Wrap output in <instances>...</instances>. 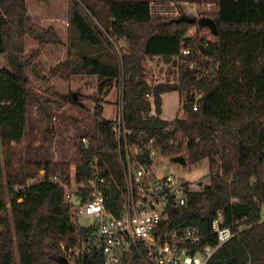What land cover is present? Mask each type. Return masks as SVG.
I'll use <instances>...</instances> for the list:
<instances>
[{"label":"trees","instance_id":"1","mask_svg":"<svg viewBox=\"0 0 264 264\" xmlns=\"http://www.w3.org/2000/svg\"><path fill=\"white\" fill-rule=\"evenodd\" d=\"M59 1L0 0V56L5 61L0 66V176L4 170L11 194L8 212L0 191V264H60L66 258L62 244L67 247L77 234L87 232L83 227L76 229L73 213L63 201V187L47 180L54 173L63 176L66 165L24 159L30 98L27 70L36 67L48 46L62 44L59 32L68 23L84 41L95 43L98 37L115 36L129 43L118 66L109 72H93L105 84L120 78L125 121L135 135L158 134L163 154H182L189 164L204 159L209 163V182L202 190L190 192L185 206L168 210L164 229H194L202 237L200 246H214L217 239L211 222L220 210L222 226L244 229L222 244L207 264H264V0H217L214 9L198 16L215 21L216 35L180 7L177 16L153 15L147 0H70L63 7L67 24L59 23L55 16ZM39 13L50 15L51 20L37 23L33 18ZM192 27L195 34L185 37ZM203 30L205 38L214 40L206 48L198 47ZM26 40L36 45L32 43L26 51ZM182 43L194 50L186 58L193 59L196 68L179 65L176 85H149L144 60L161 57L178 63ZM91 62L97 67L96 61ZM211 63L214 68L208 69ZM197 72H202L199 79ZM194 89L201 92L196 109ZM169 91L185 97L183 116L172 122L160 118L161 94ZM51 94L64 98L57 92ZM65 98L74 105L78 102L72 93ZM101 111L96 104L92 130L85 135L93 146L85 149L80 138L77 141L80 158L73 175L77 182L90 172L92 155L110 157L114 146L113 120H103ZM171 124L173 130L162 131ZM176 130L186 138L185 147L181 142L165 143ZM40 170L45 176L38 180ZM105 195L108 204L117 199L114 193L110 199L107 189ZM79 264L105 263L101 255L93 254ZM133 264H138L137 259Z\"/></svg>","mask_w":264,"mask_h":264},{"label":"built area","instance_id":"2","mask_svg":"<svg viewBox=\"0 0 264 264\" xmlns=\"http://www.w3.org/2000/svg\"><path fill=\"white\" fill-rule=\"evenodd\" d=\"M192 12V9L185 11L188 15H192ZM177 15L178 12L175 13V16ZM194 34L195 31L190 29L185 37L189 38ZM204 34L205 31L198 36V47L206 48L214 42L210 37L205 38ZM119 42L120 48L127 44L125 37ZM193 53V49L185 47L182 43L179 65L194 70L195 61L186 58ZM198 54H201L199 50ZM208 61L206 58V65ZM207 67L213 69L214 65L211 63ZM201 75L202 72H197L196 79ZM193 94V109H196L201 92L194 89ZM181 110L184 114L182 106ZM110 129L114 141L110 153L114 152L118 157L115 171L121 179L120 184L101 154L92 155L89 161L90 172L79 182L74 178L72 182L64 181L65 177L58 173L50 175L47 179L63 187V201L74 217L91 220L87 227H83L87 230L86 233L77 234L73 243L67 247L62 246L64 256L71 262L79 264L85 257L99 254L105 264H123L134 259L145 264H207L222 244L244 229L239 226L237 231H232L230 227L222 226V213L219 210L211 222V232L217 239L214 246H200L202 237L191 228L182 231L165 230L168 210L185 206L192 190L186 181L171 173L168 167L161 166L165 156L162 152L164 144L159 141V135H135L134 130L126 124L122 86ZM173 129L174 125L171 124L162 131ZM182 138L185 139L184 143L181 142ZM80 142L85 149L93 146V142L85 135L80 137ZM166 142H181V146L185 147L186 138L180 130H176ZM44 176L45 171L40 170L38 180L44 179ZM106 189L110 191V199L113 193L117 194V199L110 200V204L105 195ZM261 213L263 218L264 204L261 206Z\"/></svg>","mask_w":264,"mask_h":264},{"label":"rangeland","instance_id":"3","mask_svg":"<svg viewBox=\"0 0 264 264\" xmlns=\"http://www.w3.org/2000/svg\"><path fill=\"white\" fill-rule=\"evenodd\" d=\"M69 1L65 0L64 3V0H61L56 6L59 10L57 9L55 16L59 23H67V11L63 7L65 4L69 6ZM147 1L155 16H175V13H179L180 7L183 12L192 9V15L198 17L201 13L214 9L217 0ZM93 23L100 29L98 23L94 21ZM194 29V27L191 28L192 31ZM59 36L62 44L48 46L36 61V67L27 70L30 79L28 86L30 98L24 159L29 162L47 161L65 164L67 172L62 177L72 182L75 165L80 158L77 141L82 135H88L92 130L93 108L96 104L101 105V118L112 121L120 100L122 86L120 78L113 80L111 84H105L104 78H100L93 69L109 72L111 68L118 66L121 55L128 49L129 43L120 48V42L115 36L98 37L95 43L84 41L79 38L76 28L69 23L63 32H59ZM31 42L34 46L36 45L35 42ZM32 43L26 40V51L32 47ZM91 60L97 62V67ZM176 63L175 59L167 62L161 57L146 58L143 67L148 84L151 86L158 83L176 85L178 78ZM3 65L5 61L0 56V66ZM51 87L53 90L50 89ZM51 92H57L64 98L54 96ZM68 93L76 94L77 104H71L65 98ZM161 97L160 118L171 122L183 116L181 106L184 95L180 96L178 91H169L163 93ZM181 142L184 143L185 139L182 138ZM109 154L110 157L103 156V158L107 160L117 178V183L120 184L121 179L115 171L118 166V157L114 152ZM163 156L165 158L161 161V166L168 167L171 173L186 181L190 190L200 191L209 182L210 166L207 159L195 164H189L186 160L185 165H180L169 161V158L175 155L163 154ZM184 158L186 159L185 156ZM0 191L9 212L11 194L5 184L4 170L0 176ZM18 201L20 202L21 199ZM73 218L76 229L87 227L91 222L89 218ZM137 261L138 264H145ZM123 264H133V260L125 261Z\"/></svg>","mask_w":264,"mask_h":264},{"label":"water","instance_id":"4","mask_svg":"<svg viewBox=\"0 0 264 264\" xmlns=\"http://www.w3.org/2000/svg\"><path fill=\"white\" fill-rule=\"evenodd\" d=\"M193 21H196L200 26L206 27L210 30V32L213 35L217 34V26L215 21L210 18V17H200L198 19L194 18ZM73 98L76 99V94L73 93ZM169 161L172 163H177L180 165H185L186 164V159L184 158L183 155H175L171 156L169 158ZM60 264H71L66 258H61Z\"/></svg>","mask_w":264,"mask_h":264},{"label":"crops","instance_id":"5","mask_svg":"<svg viewBox=\"0 0 264 264\" xmlns=\"http://www.w3.org/2000/svg\"><path fill=\"white\" fill-rule=\"evenodd\" d=\"M35 6V5H34ZM36 8H38V10L40 9H42L40 6H38V5H36ZM37 10V11H38ZM43 10V9H42ZM44 15V16H43ZM51 16L50 15H47V14H45V13H42V15H40V13L38 14V15H35V17L33 18V20L34 21H36L37 23H47V21L48 20H51V18H50ZM55 18V17H54ZM67 24V23H66ZM177 61V60H176ZM178 67H179V64L178 63H176V69H178ZM178 74V73H177ZM163 94V93H162ZM161 94V95H162ZM180 95V94H179ZM161 100H162V97H161ZM162 111V110H161ZM162 113V112H161Z\"/></svg>","mask_w":264,"mask_h":264}]
</instances>
